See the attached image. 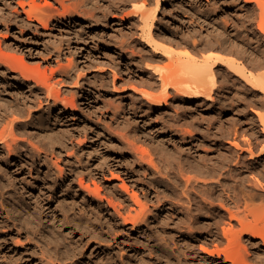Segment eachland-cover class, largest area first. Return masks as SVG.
<instances>
[{"label": "rangeland", "instance_id": "rangeland-1", "mask_svg": "<svg viewBox=\"0 0 264 264\" xmlns=\"http://www.w3.org/2000/svg\"><path fill=\"white\" fill-rule=\"evenodd\" d=\"M26 1L29 2V4H31V3L33 4L32 0H30V1L26 0ZM33 1L36 2L35 0H33ZM92 1H93V3L91 4ZM143 1L145 2V0H132V1L131 0H128V1L127 0H97V1L96 0H91V1L87 0L86 4H88V7L83 2L82 4L84 6L86 5L84 8H86L87 10L90 9L91 11H94L95 17L96 16L98 17V21H96L97 18H95V17H89L88 18V16H86V15L90 16V14H88V13H85L86 15H84V13H81L86 18H84L83 16H80L77 13V10H79V9H76V8L74 9V6L72 8V9H74V11L70 10L71 14H69L65 17H62V16H60V13H61V11H63L62 9H64V8L57 0H47V1L46 0H37V3H39V5L42 4L45 9L46 8L48 9V11H51L54 8L52 6L53 4L55 5V9H57L59 7L61 8V6H62L61 10L57 9V11H59V12H56L57 16L54 15L55 13H53L55 9H53L51 11V14L53 13L52 15H54L53 16L54 18L51 21L52 24L50 25L49 29H44L42 27V25L39 24V26H38L37 22H33V25L30 26L31 28L30 27L27 28V25H24L28 18H27L26 14L22 13V8L18 5V0L17 1L16 0H0V12L1 13L3 12L2 14L4 15L3 16L0 13V40H1V42L3 41L2 44L5 43V45H3V47L4 48L8 47L9 50L12 48L11 52H13V53L8 51V53L10 52L11 56L14 54L15 55L17 54L18 56L22 57L24 55L23 56V58H25L24 62L27 61L30 66L33 65V67H34L35 65L38 64L37 66L42 67L41 69L43 71L46 68L45 71L48 75L52 71V82L53 81L58 82V83L54 82L58 86L60 85L59 79H61L60 81L63 82V80L65 78L66 81L64 80V82L59 87L62 88L61 91L63 90L62 93L64 92L63 93L64 95H65V93L67 94V96L71 95L70 97H72V95H75L76 100H77L76 103L78 104L76 109H70V108L69 109H66V108L63 109V106L61 104H59L55 107L53 106L50 109L48 107H45L43 114H45L44 116L47 118L46 120L48 121V126L45 129H42V128L39 129V127L36 126V123H38V121L36 120L38 113H36V112L38 111V109H40L41 106L39 107L38 106L39 103H37V102L43 101L45 103H43L42 106L46 105V101L44 98L45 97V90H40L39 87H36V84L34 82H28V83L24 84V83H22V81H15L14 80L15 79L14 74H16V73L13 74L9 70H7L5 67L0 65V71H2L0 73V76L2 75L0 77V101L2 100V102H3V103L0 102V104L1 105L5 104V106H8V108H10V110L11 109L13 110V108L10 107L12 104V106H14V107H18V108L20 107V108H23L25 110L27 108H28L27 110H29V108H30L32 111H34L32 114V118L27 117V118H29V121H27L28 119L26 117L21 118V121H22V119H23V121L20 122V125L14 127L15 128L14 133L16 132L15 134H17V137L19 138V141H20L19 143H20L21 149H20V146L18 145L19 149L17 148L18 150L16 149L14 151V153L12 155H10L9 153H7L8 151L6 150V148H4V145L0 144V186H1L0 192L4 191V192L0 193L1 194L0 195V209L2 210V211H0V213H1L0 219L3 218L0 220V222H1L0 223V232H1L0 233V241H1V237L4 234V232H7V231L13 232V235H12L13 238L17 237L16 239H18V238L22 239V240L24 239L23 241L21 240L22 242H24L23 247L21 249L18 248V246H16L15 244H13L10 241H9V244L7 242H4L2 244L3 246L0 245V254H2V255H0V257L4 256L3 259H5V257H7L6 255L11 254L12 252L14 253L15 250H16L15 251L16 253H14V254L12 253L11 255L19 256L20 254L18 255V252L21 250V252L25 251L24 255H23L25 257V259H23V263L25 262V264H28V263L29 264H42V259H41L43 257L42 256L43 255L42 250H44V251L48 252L47 254L54 255L55 258L54 257H52V258H53L54 263L57 262L55 264H63V263H66V264H214V260H212V258L208 259L207 253L203 252L201 249L200 245L202 244L201 243L202 239L207 237V234L205 233L206 229H204V230H202V229H203L204 225H207L209 227V229H213L216 231V226H218L217 228H220V224L224 225V220L226 219V221H227L228 218L225 217V219H220L222 216H224V214H222V213H225V212H222L220 207H217L213 210L215 213L214 212L208 213L207 210L203 211L204 213L203 212L200 213L199 211H197L195 203L193 201L189 203L187 198L181 194L182 190L184 189V185H183L184 184V178H182V177H183V175L184 176L193 175V173H194L193 176L198 175L199 171L197 172L196 170H194V172H193V169L196 167H193V169H192L190 167L191 163L192 164L193 163L198 164L201 161L209 159V158H213V159L215 158L216 159V158H218L220 151H221V153L223 152V153L228 154L229 150L234 149L233 151L236 150L238 152V150L231 144L232 140L239 141L241 139L239 142L243 145L244 141H245L246 145L244 144L243 146H247V138H250L252 140L251 141L249 139L251 142H253L254 144L256 143L255 144L256 146L258 145V149L260 147L262 148L264 146V131H262V127H261L262 124H260L261 121H260L258 115H256L255 110L259 109V111L264 113V99L262 98V100H261V98L259 96H261L262 94L261 93L258 94L257 93L258 91L257 92L253 91L250 86L245 87L244 85H242V83H239L236 81L234 82L233 77L228 76L226 78L229 81L232 80L233 82L232 81H230L232 83L228 82L229 84L228 83L226 84L228 86L224 87L225 89L223 87L216 89L215 93L213 94V98L211 100H204V98L190 99V98H187L185 95L178 94L174 90V88H170L169 89L170 97H169V102L167 104L168 107L167 106L158 107L157 105H150L148 100L147 99L145 100V98L142 97L140 92L138 93V92L134 91L133 88H131V87H133V86L135 87V85L137 84L136 87L138 89L139 88H146V89L149 88L148 90L154 89L153 90L154 92L159 93L161 90V85H160V81H158V79H157L158 75L154 74V72L151 69L146 68L145 63L146 62H152L154 64L166 67L167 65H165V64H168L167 61H169V60L167 59V57L166 58L163 57L160 59L157 58V60L156 59L153 60V58H152V61H151V57L149 54H151L152 51H150V48H149V50L146 49L148 47L145 43H143V41L141 39L142 38L141 33H140L141 27H139V26H141L140 25L141 22L138 18L140 17L141 12L143 11V9H142L143 6H145ZM146 1H148V2H146V5L149 8L152 7V5L156 3L155 0H146ZM49 2H50V4L47 5V3H49ZM51 2H53V3H51ZM68 2H66L67 5L68 4L70 5L71 3H73L72 1H71V3L70 2L68 3ZM131 2H133V3H131ZM89 3H90V5H89ZM148 3H149V5H148ZM93 4H94V6H93ZM45 5H47V6H45ZM91 5L93 6L94 10H92ZM95 5H96V7H95ZM140 5H142V7ZM156 5H157V3H156ZM48 6H51L50 10H49ZM56 6H58V7L56 8ZM250 6L254 7V9L258 15V12L260 10L258 11L257 10L258 8H255L256 6H254V4L246 3L245 0H160V4L158 6L157 17H156V21H155L156 22L155 23L156 31L163 38L165 36V38L171 37L177 41L179 39L178 42H180V44L181 43L183 44V46H182V44L180 45V48L182 46V47H184V49L188 48V47H189L188 49H191V47L195 46L193 44V40H195V39L196 40L198 39L197 41H199L197 43V46L199 47L201 45L200 47H202L203 43H204V39H206V37L209 36L210 33L215 34L220 29H223V27H225L224 21L226 19H229L231 22L240 23L239 18L241 17V19H242L244 13L246 14V13L250 12V10L252 9ZM147 7H145V8H147ZM12 8H14V9H12ZM118 8H120V9H118ZM15 9L16 10L19 9L21 11L17 14V11ZM12 10L13 11L15 10V11L12 13ZM129 10L134 12V13L132 14V12H130ZM7 11H9V13L12 14L13 16L9 15V13ZM15 14H17V15H15ZM138 15H139V17H138ZM237 15H238V17H237ZM15 16H16V19L14 18ZM99 17H100L101 21H99L100 20ZM5 18H7V19L5 20ZM20 18L21 19L24 18L25 20L24 19L21 20ZM191 18H192L193 22L191 21ZM256 18L258 19V17H256ZM14 19H15V23H14ZM17 19H18V21H17ZM91 19H92V22H90ZM255 19H253V20H255ZM257 19L255 21H253V20L250 21V23H249L250 26L248 25L249 28H252V29L257 28V27H255V26H257V24H256ZM205 20H206V22H205ZM20 21H21V23H19ZM137 22H139V23H137ZM254 22H255V24H254ZM16 23L18 24V26L16 25ZM20 25H22V26L24 25L25 28H24V26L22 27ZM19 26L21 28H19ZM32 28H34V29H32ZM21 29H22V31H20ZM37 29H38V31H37ZM227 29H229L230 31L229 30L228 31L232 32V33H233V31H235V27H227ZM32 30H34V31H32ZM21 32H22V34H21ZM137 32L140 34H138ZM212 32H214V33H212ZM48 33H49V35H48ZM161 33L164 34V36ZM172 33H174V34H172ZM190 35H191V37H190ZM192 35H195V36H192ZM192 37H194L195 39ZM200 39H201V41H200ZM207 39H209V38L207 37ZM60 40L61 41L63 40L64 42H61ZM187 42H189V44ZM46 44H47V46H46ZM56 45H57V47L58 46L59 47L58 48L54 47ZM184 45H186V46H184ZM254 45L259 46L260 43H254ZM18 46H19V48H18ZM16 47H17V51H16V49H13ZM263 47H264V45L262 46L261 49H264ZM8 48H6V49L8 50ZM60 48H61V50H58ZM131 49L132 50L134 49V51L138 53V56H139V54L140 55L143 54L144 57H146L145 58L146 62L145 63L141 62V65L136 67L137 61L134 58L133 59L135 61H133V60L129 61V57L132 53ZM251 49L252 48H250L249 51H252ZM128 51H130V52H128ZM58 53L59 54L62 53V54H60V57L58 56L59 55ZM56 54H57V57L55 56ZM15 55L12 56V58L15 61L19 62L20 59L17 58L18 56L16 57ZM14 57H16V58H14ZM132 57H133V55L131 56V59H132ZM56 59H57V61H56ZM69 60H73L72 65L69 64L70 62H67ZM59 61H62L63 64L66 63L65 66L67 69L65 68L64 65L61 64L62 62L60 63ZM20 62H23V61H20ZM128 62H131V63L128 64ZM67 63H68V65H67ZM19 64H21V63H19ZM69 65L72 67L69 68ZM37 66H35V67H37ZM43 66H45V67H43ZM51 67H52V69H51ZM221 67L222 66L219 67L220 71L224 69V67H223V69ZM171 68L172 67H170V70H168L169 72L174 69L175 73H177L176 70H178V72L180 73V71L182 70L180 66L178 67V69L175 67L173 69H171ZM2 69L4 70V72ZM63 69H64V71L67 70L66 71L67 74H66V72L62 71ZM79 69H81L82 71ZM167 69H169V67ZM54 70L56 72H54ZM77 70H79L78 71L79 74H80V71L82 72L81 74L83 77L81 76L79 79H77V77H78L77 75H79V74H77ZM114 70L116 73L113 72ZM225 72L226 71H224V70L221 71L222 77L219 78V83L223 78H225ZM4 73H5V75H4ZM172 73H174V72H172ZM53 74H54V77H53ZM180 75H182V73H180ZM3 76H4V78H3ZM61 76H62V78H61ZM73 79H74V83H73ZM151 79L154 81V83L155 82L156 83L154 84L152 81L151 82L152 84H150ZM75 80L76 81L79 80L80 85L75 84L76 83ZM142 80H144V81H142ZM113 82H115V83H113ZM139 83H141V85H139ZM113 84H114V87H113ZM132 84H135V85H132ZM142 84H145V85H142ZM149 84L153 85V88L149 87L150 86ZM76 85H78V86H76ZM114 88H115V90H114ZM116 88L119 89L120 93H115V91L117 90ZM246 88H248V89L246 90ZM4 89H7V90H4ZM11 90L15 91V92H12ZM19 90L21 92H19ZM6 91H7V93H6ZM23 91H24V93H23ZM16 92H18V93L16 94ZM34 92L35 93L37 92L36 93L37 95ZM175 92H176V94H175ZM41 94H42V96H41ZM22 95H24V97ZM3 96H5V97H3ZM2 97H3V99H1ZM29 97H30V99H29ZM7 99H9V100H7ZM114 99H115V101H114ZM119 99H120V101H119ZM25 101H27V102H25ZM15 102H17L16 103L17 105L15 104ZM23 102H25V103H23ZM249 102H252V104H250ZM6 103H8V105ZM121 104H123L124 106L122 105L120 107ZM21 105H23V106H21ZM28 105L32 106V107H29ZM109 105H110V107H108ZM24 106H25V108H24ZM130 106H131V108H130ZM36 107L37 108L39 107V108L37 109ZM8 108L7 107L4 108V106H3L4 110L2 109V111H1L2 114H5V115L11 114V117L14 116V115H12L13 114L12 110L10 112H8L9 110L6 111ZM122 108H124L123 109L124 111L122 110ZM216 110H218V111H216ZM219 110H221V111H219ZM147 111H148V114H147ZM104 113H105V115H104ZM114 115H117V116H114ZM148 115H149V117H148ZM156 117H158V118H156ZM250 118H251V120H250ZM30 120H31V122H30ZM33 120H34V122H33ZM165 120H166V122H165ZM174 120L176 123L174 122ZM148 121H149V123H148ZM198 121H199V123H198ZM23 122H25L26 124ZM177 122H178V124H177ZM169 123H171L170 126H169ZM167 125H168V127H167ZM178 125L182 129L179 128ZM22 126H23V128H22ZM107 126H108V128H107ZM135 126H136V128H135ZM176 127L178 130L176 129ZM0 128H2V125H0ZM16 128H18V129H16ZM112 128H114V129H112ZM118 129L120 132L118 131ZM158 129H159V131H158ZM184 129H185V131H187L186 133H185ZM0 130L2 131L3 128ZM111 130H112V133L110 132ZM114 130H115V132H113ZM179 130H180L181 134L179 133ZM236 130H237V132H236ZM65 131L67 132V134ZM9 132L10 131H8L7 135L9 134ZM47 132H48V135H47ZM120 133H122V134H120ZM10 134H11V132H10ZM52 134L54 136L56 135V137H54ZM61 135H63V136H61ZM125 135L130 140V141L129 140L127 141L128 143H126L127 138L125 137ZM60 136H61V138H60ZM121 136H122V138H121ZM131 136H133V137H131ZM8 137H11V135L10 136L8 135ZM123 138H124L125 142H124ZM184 138H186V139L184 140ZM245 138H246V140H245ZM30 139H32L31 141H33V142H29ZM59 139L61 141H58ZM133 139H135V140L138 139L137 141L134 140L135 143L137 142L136 144L133 143ZM242 139H244V140H242ZM80 140H81V142H80ZM144 140H145V143H144ZM200 140L202 143H200ZM213 141H214V143H213ZM228 141H230V142H228ZM130 142H132L131 144H133L134 146L130 145L129 144ZM146 142H147V144H146ZM153 142H154V145H153ZM194 142H196V143H194ZM41 144H42V146H41ZM139 144H141L142 146ZM143 144L145 147H143ZM136 145L140 146V147L138 146L140 148V150L138 149V147L136 148ZM188 145H189V147H188ZM203 145H204L203 148L205 150L202 149ZM22 146H23V149H22ZM31 146H32V148H31ZM155 146H156V149H155ZM209 146L211 149L209 148ZM134 147L136 148V150L138 149L137 150L138 152L139 151L144 152V149H145L146 154L149 153L151 150L149 155L147 154V157L149 159L151 157H153L151 159L154 161L153 162L154 165H156V166L158 165L157 167L163 168L164 171H167L170 169V172H176L177 176L179 177V180H181V182L183 181L182 184L178 185L177 183H179V181L176 182L177 178L174 179V177H173L171 179V177H168L167 174H165L162 177L161 176L158 177L156 175H153V172H152L153 169H149L148 171L142 170L140 167L142 162L138 163V159L135 156L136 150ZM141 147L143 150L141 149ZM216 147H217V149H216ZM133 148H134V150H133ZM67 149H69V150H67ZM146 149L147 150L149 149V152ZM206 149H207V151H206ZM36 150L38 152H36ZM42 150L44 151V153ZM169 150H170V152H169ZM69 151L74 153V154L69 153ZM152 151L153 152L155 151L154 154ZM175 151H176V153H175ZM52 152H53V154H51ZM206 152H208V153H206ZM48 153H50L53 156H51ZM67 153H69V154H67ZM189 153H190V155H189ZM17 154H19V155H17ZM150 154H152L153 156ZM161 154H162V156H161ZM48 155H49V157H48ZM71 155H73V156H71ZM248 155H249L248 152H246V153L244 152V156L246 157V159H248L252 168L245 169V167H239L238 166V169H237L238 172L237 171H234V172L237 174L236 178H237V176L239 178H245L246 184H248L249 189H251L250 187L254 184V182H256V180H255L256 178H261V179L263 178L261 176L262 175L261 171H262V168L264 167V157L250 158L249 157L250 155L249 156ZM33 156H34V158H33ZM149 156H151V157H149ZM154 156H155V158H154ZM186 156H187V159H186ZM42 157H45V158H42ZM55 159H57V160H55ZM51 160H53V161L51 162ZM161 160H162V162H161ZM181 160H182V162H180ZM40 161H41V163H40ZM56 161H58V163L61 164V166L63 165L62 167L65 168L64 169L65 174H64V178H62V180H61L60 170H57V169H59V167L58 166L56 167V165H55ZM62 161H64V162H62ZM110 161H112V162H110ZM95 162H97V163H95ZM206 162H207V160H206ZM112 163H114V164H112ZM178 164H179V166H178ZM94 165H96V166H94ZM113 165H114V167H113ZM168 165H169V167H168ZM233 165H234V161L231 162V165L228 168L232 167ZM87 167L88 168L89 167L97 168L99 170L101 169L100 170L101 173L98 174L99 177H96V182H98L99 185L101 184L100 186L102 187L101 188L102 194H107L108 197L112 196L111 194H109V192H111L112 190L116 191V189H117V190L122 192V190H120L118 188V186H116L119 183H121L120 182L121 179H115L116 183L114 181H111V180H114V179H112L113 178L112 175H110L113 170H114L113 172L118 173L119 176L122 177V179H125V181H127V184L129 186L132 184L129 187L130 192L136 191L141 196V199L144 202L149 201V202H147L148 206L150 205L149 206L150 210L147 212V215H146L147 221L145 223L140 224L138 226V229L132 230L131 225L127 224L128 225L127 226L126 224L123 223L122 219H120L114 215V210L112 208L111 209L106 208V206H107L106 201L104 202V206H101L100 210H98L99 205L97 204V201L93 200L92 198H90L87 195H86L87 198L85 197L83 199L85 194L83 192L80 193L77 181H79V178H80L78 175L83 177L82 172L84 170H86ZM130 167H131V169H130ZM166 167H168V168H166ZM151 168H153V166H151ZM108 169L110 171L111 170L112 171L110 172ZM102 170H103V172H102ZM120 170H121V172H120ZM55 171H57V172L59 171L58 172L59 175ZM185 171H187V172H185ZM259 173H261V175ZM56 175H58V176H56ZM83 175H86V173L85 174L83 173ZM136 176H138V177H136ZM205 176H206L205 178L208 177L207 179H210V180H212L211 179L212 177L214 178V176H212V175H205ZM77 177H79V178L76 180ZM69 178L71 180H69ZM88 178L91 181H93L91 179V177L88 176V177H85L86 183H89L94 187L93 182H91ZM127 178H129V179H127ZM50 179H52V180H50ZM53 179H55V180H53ZM233 179H234V174L228 176V180L229 181L232 180L230 183H233ZM88 180H89V182H88ZM250 181H252V182H250ZM45 182H46V184H45ZM104 182L109 186L105 185ZM107 182H109V184ZM209 182H212V181H209ZM49 183H51V184H49ZM102 183H103V185H102ZM174 183H176L177 185ZM52 184H53V187L50 186ZM26 185H28V186H26ZM39 186H41L40 187L41 189L39 188ZM114 186H115V190L111 188ZM211 186L212 185L204 186L202 184V186H200L197 190L198 194L201 196V193H205L206 191L212 192L214 197H218L220 194H224L223 190L221 189L222 187L218 186L216 188V191H215V189L212 188ZM66 188H67V190H66ZM131 188H132V190H131ZM133 188H134V190H133ZM21 189H22V191H21ZM42 189L43 190L45 189L46 191L45 190L42 191ZM108 189H109V192H108ZM28 190H29V192H28ZM74 190H76V191H74ZM103 191H104V193H103ZM12 192H14V193L12 194ZM30 192H32V193H30ZM48 192H50V193H48ZM72 192H74V193H72ZM143 192H144V194H143ZM27 193H28V195H27ZM4 194H6V195H4ZM46 194L48 196H46ZM79 194L82 196H80ZM83 194H84V196H83ZM16 195H17V197H16ZM29 195H31L33 197H30ZM71 196H73V197L71 198ZM200 196H198L197 199L199 202H202V199ZM42 197H44V198H42ZM127 197H129V196L126 194L125 198H127ZM5 198H7V199H5ZM33 198H34V201H31ZM144 198L146 201L144 200ZM180 198H182V199H180ZM2 199H4V200H2ZM45 199L46 200L48 199V200L46 201ZM59 199L60 200L62 199V200L59 202ZM68 199H70L69 202L71 203L69 205H68V203H69L68 201L65 202ZM35 200H38L39 202L38 201L36 202ZM43 200H45V201L43 202ZM63 200H65V201H63ZM71 200H72V202H71ZM9 202L11 204H9ZM76 202L77 203L79 202L78 204L83 203V207L87 208L88 212L86 211V209L84 210V208L82 206L77 205ZM228 202L231 203L230 200H228ZM257 203L259 204V203H261V201L252 202V204H257ZM2 204H4V206H1ZM21 204H23V206H26L28 209H30L31 211H34V212H35L34 209L39 208L38 210H36V212L38 214L36 212L35 213L33 212L35 216L37 214L36 217L38 219L34 223V224H36L34 226L35 228L34 227L32 228L31 225L30 226L28 225L29 223H28L27 216L25 215V213H23V215H25L26 217H23V219L21 217V221L15 220V219L13 221V218L17 217L16 216L17 212L15 214L14 209L16 206H19V205L22 206ZM61 204H63V206ZM72 204L75 206H72ZM12 205H14L15 207ZM45 205H46V207H45ZM67 205L69 206V208H66V207H68ZM170 205H171V207H170ZM64 206H66V207H64ZM94 206L95 207L98 206V207H96L97 209H95ZM203 206H205V204ZM79 207L82 209H80ZM12 208H13V210H12ZM40 208H41V210H40ZM93 208L96 211H98L99 213L95 212V214L92 216L91 213H92ZM8 209L10 210V213L11 214L14 213V215L11 216L10 213L8 214V212H9ZM63 209H64V211H62ZM70 209H71V211H69ZM42 210H43V212H42ZM44 210L47 212H45ZM89 210H90V212H89ZM154 210L156 211V213ZM80 211H81V215L79 213ZM84 211L87 213L85 214ZM64 212H65V214H67L66 216H65V214H63ZM76 212H77V214H76ZM172 213H174V214H172ZM96 214H97V216H96ZM53 215L55 218L53 217ZM187 215H189V216H187ZM40 216H41V218H40ZM191 216L196 217L194 222H191L189 220L191 218ZM6 217H8V218H6ZM91 217H93L95 219L92 220V219H90ZM105 217H107V218H105ZM249 217L252 218V216H249ZM51 218L53 220H50ZM155 218H157V219H155ZM39 219H41L40 221L42 224H40ZM119 219H120V221H119ZM15 221H17V222H15ZM199 222H201V223H199ZM216 222H217V224H216ZM13 223H17L16 228H15V225ZM52 223H54V224H52ZM235 224L238 225L237 223H235ZM20 225H22V226H20ZM225 225H227V224L225 223ZM20 227H22V228L19 231L18 229ZM38 227H39V229H38ZM50 227L52 229V232H50L51 231V229H49ZM190 227L194 231H196V230L202 231V234H199L197 232L194 235L190 234L187 230ZM27 228L29 229V231ZM87 228H89V229H87ZM92 228L93 229L95 228V229L93 230ZM4 229H6V230H4ZM36 229H37V231H36ZM169 230H171V231H169ZM33 231L36 232V233L34 232V234L37 237L35 235H33ZM54 231L57 233L56 236H60L59 237L60 240L58 237H55V233H53ZM114 231H115V233H114ZM18 232H20V233H18ZM166 232H168V233H166ZM28 233L30 234L31 237L29 236ZM44 233H48V234H44ZM59 233H60V235H59ZM203 233H204V235H203ZM31 234L33 235V239H32ZM50 234H52L51 237H49ZM16 235H18V236H16ZM41 235H43L42 236L43 238L41 237ZM26 237H27V239H26ZM46 237H48L47 239H49V240L44 239ZM34 238H36V239H34ZM52 238H54L56 240H54ZM248 239H249V236L245 235L242 238V240H243L242 242L246 245L248 244V247L250 248L249 249L250 253H248L249 256L250 255L255 256V252H257L259 250H263V248H264L263 243H262L263 241L261 242V240H259V244H261V245L258 244V245H256L257 246L256 247L255 245H251V243H250V241H248ZM31 240H34V242H32ZM36 240H39V241H36ZM28 241H29V244H27ZM49 241L50 242L52 241V242L50 243ZM55 241H57V242H55ZM44 245L46 246L47 250L44 247ZM107 245H109V246H107ZM229 245H230L229 241H227V239H226V240H223L222 242H219L217 240H215L214 242L211 241V244L208 246L211 250H215V249L231 248V246H229ZM25 248H26V250H25ZM51 250L53 252L49 253ZM174 250H176V251H174ZM2 251L5 253H3ZM26 251H28V252H26ZM7 252H9V253H7ZM59 253H61V254H59ZM67 253L69 255H67ZM63 255H65L67 257H65ZM61 256H62V258H61ZM58 257H60V259H62L64 262H61V260L59 261ZM204 258H206V260Z\"/></svg>", "mask_w": 264, "mask_h": 264}, {"label": "bare ground", "instance_id": "bare-ground-1", "mask_svg": "<svg viewBox=\"0 0 264 264\" xmlns=\"http://www.w3.org/2000/svg\"><path fill=\"white\" fill-rule=\"evenodd\" d=\"M17 1V0H16ZM30 1V0H29ZM36 2H34L33 0H32V2H33V4L31 3V4H29V2H27L26 0H18V5L22 8V13H24V14H26L27 15V20H26V23L24 24V25H27V28L28 27H30L31 25H33V22H37L38 23V26H39V24L40 25H42V27L44 28V29H49L50 28V25L52 24L51 23V21H52V19L54 18L53 16L54 15H56L57 13L56 12H59V11H57V9H60L61 10V8H62V6H63V8L65 9H62L63 11H61V13H60V16H62V17H65V16H67V15H69V14H71L70 12V10H72V11H74V9L76 8V9H79V10H77V13L80 15V16H83L81 13H84V15H86L85 13H88V14H90V16L89 15H86V16H88V18L89 17H95V14H94V11H91L90 9L89 10H87L86 8H84L86 5H87V7H88V4H86L87 3V0H57L61 5V8L59 7V8H57L58 6H56V8L57 9H55V5L53 4L52 6L54 7H52L53 9H55L54 10V12L53 13H55L54 15H52L51 14V11L53 10H51V11H48V9L46 10L45 8H44V6L42 5V4H40L39 5V3H37V0H35ZM47 1V0H46ZM70 2L71 3V1L73 2V3H71L69 6L66 4V2ZM91 1V0H90ZM97 1V0H96ZM128 1V0H127ZM132 1V0H131ZM156 1V3H157V5H156V3L155 4H153L152 5V7H147V5H146V2H148V1H146L145 0V2H144V5L145 6H143V11L141 12V15H140V17H139V15H138V19L140 20V22H141V26H139V27H141L140 28V30H141V39H142V41H143V43H145L146 45H147V47L148 48H146V49H148L149 50V48H150V51H152V53L151 54H149L150 55V57H151V61H152V58H153V60H157V58H163V57H167V59L169 60V61H167L168 62V64H165V65H167L166 67H163V66H160V65H157V64H154V63H152V62H146L145 61V58L146 57H144V55L142 54V55H140L139 54V56H138V53L137 52H135L134 51V49L132 50L131 49V51H132V53H131V55H130V57H129V61H131V60H133V61H137L136 63V67H138V66H140L141 65V62H146L145 63V67L146 68H149V69H151L153 72H154V74H156V75H158V77H157V79H158V81H160V85H161V90H160V92L159 93H156V92H154L152 89H150V90H148V89H146V88H137L136 87V85L135 84H132V85H135V87L133 86V87H131V88H133V90L134 91H136V92H140L141 93V95H142V97H144L145 98V100L147 99L148 100V102H149V104L150 105H157L158 107H165V106H167V104H168V102H169V97H170V94H169V89L170 88H174V90L178 93V94H180V95H185L187 98H190V99H199V98H204V100H211L212 98H213V94L215 93V90L216 89H219L220 87H226V86H228V85H226L228 82H230V81H232V80H228L226 77H228V76H232L233 77V81L235 82H239V83H242V85H244L245 87L246 86H250L251 87V89L253 90V91H258L257 93L259 94V93H261L262 95L261 96H259L260 98H261V100H262V98L264 99V49H261L262 48V46L264 45V0H245V2L246 3H251V4H254V6H256L255 8H258L257 10L259 11L258 12V15H257V13H256V11H255V9H254V7L252 6H250L251 8V10H250V12L249 13H244V15H243V18L241 19V17L239 18V20H240V23H237V22H231L229 19H226L225 21H224V25H225V27H223V29H220L217 33H215V34H209V36H207L209 39H207V37H206V39H204V43H203V46L202 47H198L197 46V43L199 42V41H197L194 37H192V38H194L195 40H193V44L195 45L194 47H191V49H188V48H185L184 49V47H182L183 46V44H182V46H181V48H180V42H178L179 41V39H178V41L177 40H174V38H168V37H166L165 38V36H164V34H162L163 36H164V38L156 31V26H155V21H156V17H157V12H158V6H159V4H160V0H155ZM28 4H27V3ZM68 2V3H69ZM85 3L86 5L84 6L82 3ZM152 2V1H151ZM17 3V2H16ZM36 3V4H35ZM51 3H53V2H51ZM93 3V1L91 2V4ZM123 3V2H122ZM131 3H133V2H131ZM48 4H50V2L49 3H47V5ZM120 4V3H119ZM42 5V6H41ZM47 5H45V6H47ZM89 5H90V3H89ZM148 5H149V3H148ZM16 6V5H15ZM72 6V7H71ZM73 6H74V9H72L73 8ZM92 6V5H91ZM93 6H94V4H93ZM93 6H92V10H94L93 9ZM131 6V5H130ZM133 6V5H132ZM141 7H142V5H140ZM49 7V10L51 9V6H48ZM95 7H96V5H95ZM145 7H147V8H145ZM90 8V7H89ZM12 9H14V8H12ZM99 9V8H98ZM118 9H120V8H118ZM124 9V8H123ZM11 10V9H10ZM16 10V9H15ZM14 10V11H15ZM254 10V11H253ZM13 10H12V13L14 12ZM17 11V14L21 11V10H16ZM97 11V10H96ZM130 11V10H129ZM8 13H9V11H7ZM93 12V13H92ZM130 12H132V11H130ZM1 13V12H0ZM3 13V12H2ZM1 13V14H2ZM96 13V12H95ZM134 12H132V14H133ZM17 14H15V15H17ZM130 14V13H129ZM3 15V14H2ZM9 15H12V14H10L9 13ZM127 15V14H126ZM131 15V14H130ZM4 16V15H3ZM13 16V15H12ZM57 16V15H56ZM59 16V15H58ZM128 16V15H127ZM19 17V16H18ZM69 17V16H68ZM84 17V16H83ZM82 17V18H83ZM122 17V16H121ZM120 17V18H121ZM134 17V16H133ZM237 17H238V15H237ZM256 17H258V19L256 18ZM15 19H16V16L14 17ZM58 18V17H57ZM73 18V17H72ZM84 18H86V17H84ZM95 18H97V20L96 21H98V17L96 16ZM94 18V19H95ZM119 18V17H118ZM257 19V22H256V24H257V26H255V27H257L256 29H252V28H249V26H250V21L251 20H253V19ZM7 18H5V20H6ZM15 19H14V23H15ZM21 19V18H20ZM24 19V18H23ZM23 19H21V20H23ZM65 19V18H64ZM93 19V18H92ZM92 19H91V21L90 22H92ZM99 19H100V17H99ZM133 19V18H132ZM255 19V20H256ZM25 20V19H24ZM84 20V19H83ZM121 20V19H120ZM138 20V21H139ZM238 20V21H239ZM255 20H253V21H255ZM8 21V20H7ZM17 21H18V19H17ZM56 21V20H55ZM89 21V20H88ZM99 21H101V19L99 20ZM127 21V20H126ZM191 21H192V18H191ZM237 21V20H236ZM4 22V21H3ZM6 22V21H5ZM58 22V21H57ZM193 22V21H192ZM205 22H206V20H205ZM2 23V22H1ZM7 23V22H6ZM19 23H21V21L19 22ZM54 23V22H53ZM137 23H139V22H137ZM254 24H255V22H254ZM9 25V24H8ZM16 25L18 26V24L16 23ZM23 25V26H24ZM249 25V26H248ZM20 26H22V25H20ZM19 26V28H21ZM22 26V27H23ZM35 26V25H34ZM37 26V25H36ZM37 26V27H38ZM138 26V25H137ZM10 27V26H9ZM138 27V28H139ZM227 27H235V31H233V33L232 32H229L230 30L229 29H227ZM8 28V27H7ZM24 28H25V26H24ZM31 28V27H30ZM32 29H34V28H32ZM36 29V28H35ZM166 29V28H165ZM229 30V31H228ZM19 31V30H18ZM20 31H22V29L20 30ZM32 31H34V30H32ZM36 31V30H35ZM37 31H38V29H37ZM137 31V30H136ZM40 32V31H39ZM52 32V31H51ZM170 32V31H169ZM172 32V31H171ZM24 33V32H23ZM44 33V32H43ZM50 33V32H49ZM49 33H48V35H49ZM136 33V32H135ZM138 33V32H137ZM140 33H138V34H140ZM212 33H214V32H212ZM245 33V34H244ZM21 34H22V32H21ZM38 34V33H37ZM45 34V33H44ZM172 34H174V33H172ZM25 36V35H24ZM140 36V35H139ZM173 36V35H172ZM188 36V35H187ZM192 36H195V35H192ZM69 37V36H68ZM174 37V36H173ZM184 37V36H183ZM190 37H191V35H190ZM204 37V38H205ZM71 38V37H70ZM189 38V37H188ZM176 39V38H175ZM37 40V39H36ZM71 40V39H70ZM56 41V40H55ZM61 41V40H60ZM181 41V40H180ZM187 41V40H186ZM189 41V40H188ZM200 41H201V39H200ZM3 42V41H2ZM2 42H1V40H0V65L1 66H3V67H5L7 70H9L10 72H12L13 74L14 73H16V74H14V77H15V81H22V83H28V82H34L35 84H36V87H39V89L40 90H45V101H46V105L44 106H42V104L43 103H45V102H43V101H39V102H37V103H39V107H40V109H38L37 107V109H38V111L36 112V113H38L37 114V117H36V120L38 121V123H36V126L37 127H39V129L40 128H42V129H45L47 126H48V121L46 120L47 118L44 116L45 114H43V111H44V108L45 107H48L49 109L51 108V107H55V106H57V105H59V104H61L62 106H63V109H76L77 108V103H76V97H75V95H72V97H70V96H67V94L65 93V95L62 93V91H61V89L62 88H60L59 86L64 82V80H65V78H64V80H63V82H61L60 80L61 79H59V82H60V85L58 86L56 83H58V82H56V81H53L52 82V71L50 72V74L48 75L47 73H46V68H45V70L43 71L41 68L42 67H40V66H37V65H35V66H37V67H33V65L32 66H30L29 65V63L26 61V62H24V60H25V58H23V56L21 57V56H18L17 54L15 55L17 58H19L20 59V61H23V62H18V61H15L13 58H12V56H14V55H12L11 56V54H10V52H11V49L9 50V48L8 47H6V48H8V50L6 49V48H4L3 47V45H5V43L4 44H2ZM61 42H64L63 40L61 41ZM59 43V42H58ZM57 43V44H58ZM66 43V42H65ZM188 44H189V42H187ZM254 43H260V45L258 46V45H254ZM7 44V43H6ZM10 44V43H9ZM8 44V45H9ZM186 44V43H185ZM187 44V45H188ZM201 44V43H200ZM53 45V44H52ZM51 45V46H52ZM61 45V44H60ZM130 45V44H129ZM7 46V45H6ZM11 46V45H10ZM46 46H47V44H46ZM133 46V45H132ZM184 46H186V45H184ZM50 47V46H49ZM48 47V48H49ZM54 47H57V45L56 46H54ZM59 47V46H58ZM57 47V48H58ZM259 47V48H258ZM18 48H19V46H18ZM45 48V47H44ZM56 48V49H57ZM62 48V47H61ZM61 48L60 49H58V50H61ZM193 48V49H192ZM250 48H252L251 50L252 51H249L250 50ZM264 48V47H263ZM13 49H16V51H17V47L16 48H13ZM47 49V48H46ZM55 50V49H54ZM8 51H10L9 53H8ZM19 51V50H18ZM21 51V50H20ZM45 51V50H44ZM50 51V50H49ZM54 52V51H53ZM61 52V51H60ZM128 52H130V51H128ZM147 52V51H146ZM11 53H13V52H11ZM48 53V52H47ZM50 53V52H49ZM63 53V52H62ZM62 53H60V54H62ZM51 54V53H50ZM59 54V53H58ZM60 54L58 55L59 57H60ZM49 55V54H48ZM133 55V57H132V59H131V56ZM56 57H57V54L55 55ZM54 56V57H55ZM147 56V55H146ZM16 57H14V58H16ZM58 57V58H59ZM69 58V57H68ZM135 60H134V59ZM52 59V58H51ZM67 59V58H66ZM138 59V60H137ZM68 60V59H67ZM150 60V59H149ZM56 61H57V59H56ZM60 63L62 62V61H59ZM67 62H70L69 64H73L72 62H73V60H69V61H67ZM19 63H21V64H19ZM23 63V64H22ZM75 63V62H74ZM129 63H131V62H128V64ZM62 65H64L65 66V64H63V62L61 63ZM41 65V64H40ZM59 65V64H58ZM61 65V66H62ZM67 65H68V63H67ZM60 66V65H59ZM58 66V67H59ZM63 66V67H64ZM177 66V67H176ZM181 67V71H180V73H182V75H180V73L178 72V70H176V72L177 73H175V71H174V67L175 68H177L178 69V67ZM220 66H222L221 68L223 69V67H224V71H226L225 72V78H223L221 81H220V83H219V78L220 77H222V73H221V71H223V70H221L220 71V69H219V67ZM43 67H45V66H43ZM47 67V66H46ZM70 67H72V66H70L69 65V68ZM74 67V66H73ZM169 67V69H167ZM170 67H172L171 69H173L172 71H168V70H170ZM49 68V67H48ZM57 68V67H56ZM55 68V69H56ZM65 68H66V66H65ZM128 68V67H127ZM51 69H52V67H51ZM50 69V70H51ZM62 69V68H61ZM60 69V70H61ZM67 69V68H66ZM72 69V68H71ZM167 69V70H166ZM3 70V69H2ZM75 70V69H74ZM79 70H81V69H79ZM79 70H77V74H79ZM48 71V70H47ZM62 71H64V69L62 70ZM67 70H65L64 72H66ZM71 71V70H70ZM82 71V70H81ZM80 71V74L79 75H77L78 77H77V79H79L81 76H82V72ZM168 71V72H167ZM2 71H0V73H1ZM3 72H4V70H3ZM54 72H56L55 70H54ZM73 72V71H72ZM113 72H115V70L113 71ZM172 72H174V73H172ZM60 73V72H59ZM58 73V74H59ZM71 73V72H70ZM84 73V72H83ZM102 73V72H101ZM116 73V72H115ZM224 73V72H223ZM61 74V73H60ZM66 74H67V72H66ZM73 74V73H72ZM4 75H5V73H4ZM16 75V76H15ZM62 75V74H61ZM69 75V74H68ZM86 75V74H85ZM114 75V74H113ZM192 77H191V76ZM2 76V75H1ZM0 76V77H1ZM8 76V75H7ZM66 76V75H65ZM154 76V75H153ZM53 77H54V74H53ZM67 77V76H66ZM83 77V76H82ZM115 77V76H114ZM155 77V76H154ZM3 78H4V76H3ZM61 78H62V76H61ZM69 79V78H68ZM83 79V78H82ZM115 79V78H114ZM150 79V78H149ZM54 80V79H53ZM72 80V79H71ZM86 80V79H85ZM6 81V80H5ZM9 81V80H8ZM66 81V80H65ZM87 81V80H86ZM85 81V82H86ZM116 81V80H115ZM142 81H144V80H142ZM141 81V82H142ZM153 80L151 79V81H150V84H152L151 82H152ZM156 81V80H155ZM232 81V82H233ZM11 82V81H10ZM54 82H56V83H54ZM75 84H79V80L78 81H76L75 80ZM148 82V81H147ZM232 82H230V83H232ZM18 83V82H17ZM70 83V82H69ZM72 83V82H71ZM73 83H74V79H73ZM113 83H115V82H113ZM143 83V82H142ZM149 83V82H148ZM153 83H154V81H153ZM156 83V82H155ZM154 83V84H155ZM159 83V82H158ZM2 84V83H1ZM5 84V83H4ZM10 84V83H9ZM14 84V83H13ZM32 84V83H31ZM146 84V83H145ZM145 84H142V85H145ZM149 84V85H150ZM229 84V83H228ZM234 84V83H233ZM236 84V83H235ZM23 85V84H22ZM28 85V84H27ZM30 85V84H29ZM80 85V84H79ZM139 85H141V83H139ZM147 85V84H146ZM3 86V85H2ZM10 86V85H9ZM19 86V85H18ZM76 86H78V85H76ZM240 86V85H239ZM14 87V86H13ZM42 87V88H41ZM113 87H114V84H113ZM149 87H151V88H153V85H150ZM4 88V87H3ZM33 88V87H32ZM35 88V87H34ZM77 88V87H76ZM80 88V87H79ZM14 89V88H13ZM28 89V88H27ZM38 89V90H39ZM73 89V88H72ZM117 89V88H116ZM124 89V88H123ZM141 89V90H140ZM225 89V88H224ZM248 88H246V90H247ZM3 90V89H2ZM1 90V91H2ZM4 90H7V89H4ZM23 90V89H22ZM30 90V89H29ZM114 90H115V88H114ZM152 90V91H151ZM12 91V90H11ZM70 91V90H69ZM74 91V90H73ZM4 92V91H3ZM12 92H15V91H12ZM19 92H21L20 90H19ZM39 92V91H38ZM75 92V91H74ZM73 92V93H74ZM131 92V91H130ZM129 92V93H130ZM176 92H175V94H176ZM2 93V92H1ZM6 93H7V91H6ZM9 93V92H8ZM18 92H16V94H17ZM23 93H24V91H23ZM26 93V92H25ZM35 93V92H34ZM37 93V92H36ZM35 93V94H36ZM72 93V92H71ZM115 93H120V91H119V89H117L116 91H115ZM14 94V93H13ZM33 94V93H32ZM40 94V93H39ZM20 95V94H19ZM26 95V94H25ZM37 95V94H36ZM139 95V94H138ZM251 95V94H250ZM23 97H24V95H22ZM34 96V95H33ZM41 96H42V94H41ZM44 96V95H43ZM129 96V95H128ZM174 96V95H173ZM3 97H5V96H3ZM3 97L1 98V99H3ZM16 97V96H15ZM14 97V98H15ZM19 97V96H18ZM119 97V96H118ZM131 97V96H130ZM251 97V96H250ZM254 97V96H253ZM17 98V97H16ZM15 98V99H16ZM39 98V97H38ZM121 98V97H120ZM138 98V97H137ZM175 98V97H174ZM178 98V97H177ZM12 99V98H11ZM29 99H30V97H29ZM33 99V98H32ZM132 99V98H131ZM134 99V98H133ZM141 99V98H140ZM251 99V98H250ZM254 99V98H253ZM5 100V99H4ZM7 100H9V99H7ZM14 100V99H13ZM18 100V99H17ZM40 100V99H39ZM203 100V99H202ZM22 101V100H21ZM24 101V100H23ZM37 101V100H36ZM114 101H115V99H114ZM117 101V100H116ZM119 101H120V99H119ZM118 101V102H119ZM131 101V100H130ZM193 101V100H192ZM260 101V100H259ZM1 103H3L2 102V100L0 101ZM7 102V101H6ZM9 102V101H8ZM25 102H27V101H25ZM25 102H23V103H25ZM35 102V101H34ZM142 102V101H141ZM145 102V101H144ZM147 102V103H148ZM200 102V101H199ZM254 102V101H253ZM17 102H15V104H16ZM21 103V102H20ZM36 103V102H35ZM250 104H252V102H249ZM7 105H8V103H6ZM14 104V105H15ZM29 104V103H28ZM124 104V103H123ZM123 104H121L120 105V107L123 105ZM137 104V103H136ZM17 105V104H16ZM25 105V104H24ZM32 105V104H31ZM36 105V104H35ZM60 105V106H61ZM119 105V104H118ZM3 106H4V108H8V106H5V104L4 105H1L0 104V125H2V128H3V130L1 131L0 130V144H3L4 145V148H6V150L8 151L7 153H9L10 155H12L13 153H14V151L18 148V145L20 146V141H19V138L17 137V134H15L14 133V130H15V126H19L20 125V122H22L23 121V119H22V121H21V118H24V117H29V118H32V114H33V112L34 111H32L30 108H29V110H25V109H23V108H18V107H14V106H12V104H11V106L10 107H12L13 108V114L12 115H14V116H12L11 117V114L9 115H5V114H2V109H3ZM19 106V105H18ZM21 106H23V105H21ZM29 106V105H28ZM124 106V105H123ZM132 106V105H131ZM131 106H130V108H131ZM27 107V106H26ZM29 107H32V106H29ZM108 107H110V105L108 106ZM116 107V106H115ZM137 107V106H136ZM168 107V106H167ZM24 108H25V106H24ZM62 109V108H61ZM124 108H122V110H123ZM146 109V108H145ZM154 109V108H153ZM4 110V109H3ZM6 110V109H5ZM9 110V111H8ZM10 110V108H8L6 111H8V112H10L11 111ZM47 110V109H46ZM45 110V111H46ZM148 110V109H147ZM160 110V109H159ZM48 111V110H47ZM46 111V112H47ZM124 111V110H123ZM142 111V110H141ZM149 111V110H148ZM148 111H147V114H148ZM163 111V110H162ZM216 111H218V110H216ZM219 111H221V110H219ZM61 112V111H60ZM114 112V111H113ZM178 112V111H177ZM6 113V112H5ZM117 113V112H116ZM179 113V112H178ZM255 113H256V115H258V117H259V119H260V121H261V123L260 124H262L261 125V127H262V131H264V113L263 112H261V111H259V109L257 110H255ZM136 114V113H135ZM134 114V115H135ZM141 114V113H140ZM152 114V113H151ZM177 114V113H176ZM104 115H105V113H104ZM162 115V114H161ZM179 115V114H178ZM195 115V114H194ZM31 116V117H30ZM114 116H117V115H114ZM139 116V115H138ZM152 116V115H151ZM165 116V115H164ZM128 117V116H127ZM148 117H149V115H148ZM155 117V116H154ZM163 117V116H162ZM177 117V116H176ZM181 117V116H180ZM179 117V118H180ZM194 117V116H193ZM216 117V116H215ZM29 118H27L28 120L27 121H29ZM156 118H158V117H156ZM196 118V117H195ZM127 119V118H126ZM141 119V118H140ZM163 119V118H162ZM194 119V118H193ZM25 120V119H24ZM35 120V121H36ZM100 120V119H99ZM128 120V119H127ZM135 120V119H134ZM154 120V119H153ZM157 120V119H156ZM160 120V119H159ZM158 120V121H159ZM164 120V119H163ZM167 120V119H166ZM166 120H165V122H166ZM177 120V119H176ZM179 120V119H178ZM196 120V119H195ZM250 120H251V118H250ZM130 121V120H129ZM150 121V120H149ZM149 121H148V123H149ZM181 121V120H180ZM179 121V122H180ZM194 121V120H193ZM218 121V120H217ZM220 121V120H219ZM30 122H31V120H30ZM33 122H34V120H33ZM99 122V121H98ZM135 122V121H134ZM145 122V121H144ZM174 122H175V120H174ZM173 122V123H174ZM23 123H25V122H23ZM137 123V122H136ZM139 123V122H138ZM176 123V122H175ZM197 123V122H196ZM198 123H199V121H198ZM201 123V122H200ZM26 124V123H25ZM128 124V123H127ZM146 124V123H145ZM167 124V123H166ZM170 124L171 123H169V126H170ZM177 124H178V122H177ZM203 124V123H202ZM215 124V123H214ZM23 125V124H22ZM98 125V124H97ZM101 125V124H100ZM138 125V124H137ZM157 125V124H156ZM175 125V124H174ZM180 125V124H179ZM178 125V126H179ZM182 125V124H181ZM35 126V125H34ZM111 126V125H110ZM165 126V125H164ZM163 126V127H164ZM173 126V125H172ZM183 126V125H182ZM195 126V125H194ZM198 126V125H197ZM210 126V125H209ZM167 127H168V125H167ZM2 128H0V129H2ZM22 128H23V126H22ZM107 128H108V126H107ZM135 128H136V126H135ZM171 128V127H170ZM174 128V127H173ZM179 128H181L180 126H179ZM184 128V127H183ZM16 129H18V128H16ZM111 129V128H110ZM112 129H114V128H112ZM151 129V128H150ZM176 129H177V127H176ZM182 129V128H181ZM180 129V130H181ZM186 129V128H185ZM185 129H184V131H185ZM23 130V129H22ZM117 130V129H116ZM136 130V129H135ZM142 130V129H141ZM173 130V129H172ZM178 130V129H177ZM180 130H179V133L181 134V132H180ZM8 131H10L11 132V134H10V132H9V136L11 135V137H8V135H7V133H8ZM20 131V130H19ZM44 131V130H43ZM46 131V130H45ZM109 131V130H108ZM118 131H119V129H118ZM152 131V130H151ZM158 131H159V129H158ZM170 131V130H169ZM183 131V132H184ZM190 131V130H189ZM258 131V130H257ZM22 132V131H21ZM66 132V131H65ZM69 132V131H68ZM111 133H112V130L110 131ZM109 132V133H110ZM113 132H115V130L113 131ZM117 132V131H116ZM120 132V131H119ZM122 132V131H121ZM141 132V131H140ZM161 132V131H160ZM187 131H185V133H186ZM236 132H237V130H236ZM126 133V132H125ZM156 133V132H155ZM190 133V132H189ZM66 134H67V132H66ZM119 134V133H118ZM120 134H122V133H120ZM254 134V133H253ZM263 134V133H262ZM47 135H48V132H47ZM51 135V134H50ZM49 135V136H50ZM53 135V134H52ZM129 135V134H128ZM140 135V134H139ZM145 135V134H144ZM187 135V134H186ZM189 135V134H188ZM192 135V134H191ZM19 136V135H18ZM48 136V137H49ZM54 136V135H53ZM52 136V137H53ZM61 136H63V135H61ZM61 136H60V138H61ZM141 136V135H140ZM149 136V135H148ZM165 136V135H164ZM180 136V135H179ZM20 137V136H19ZM32 137V136H31ZM51 137V136H50ZM54 137H56V135L54 136ZM67 137V136H66ZM125 137H126V135H125ZM131 137H133V136H131ZM147 137V136H146ZM155 137V136H154ZM186 137V136H185ZM191 137V136H190ZM120 138V137H119ZM121 138H122V136H121ZM127 138V137H126ZM149 138V137H148ZM237 138V137H236ZM25 139V138H24ZM28 139V138H27ZM132 139V138H131ZM155 139V138H154ZM186 138H184V140H185ZM190 139V138H189ZM240 139V138H239ZM250 138H247V146H243L244 144L246 145V142L244 141V144L242 145L239 141L241 140H239V141H234V140H232V142H231V144L238 150V152L235 150V151H233L232 149L231 150H229V153L227 154V153H221V151H220V154H219V156H218V158H209V159H206L207 160V162H206V160H203V161H201L200 163H198V164H190V167L193 169V167H196V168H194L193 169V172H194V170H196L197 172H198V175H196V176H193L194 175V173H193V175H188V176H184L183 175V177L182 178H184V189L182 190V192H181V194L182 195H184L186 198H187V200L189 201V203L190 202H194L195 203V206H196V210L197 211H199L200 213H202L203 211H208V213L209 212H211V213H213L214 211V209L215 208H217V207H220V209L222 210V212H225V213H222V214H224V216H222L220 219H225V217H227L228 218V220L226 221V219L224 220V225H221L220 224V228H217L218 226H216V231L215 230H213V229H209V227L207 226V225H204V227H203V229L202 230H204V229H206V234H207V237L206 238H204V239H202V244L200 245L201 246V249H202V251L203 252H205V253H207V255H208V259H211L212 258V260H214V264H264V248H263V250H259V251H257V252H255V256H249L248 255V253H250V251H249V247H248V244L246 245V244H244L242 241V238H243V236H245V235H248L249 236V239H248V241H250V243H251V245H258L259 244V240H261V242L263 243V247H264V167L262 168V175H261V173H259L263 178L261 179V178H256L255 180H256V182H254V184L250 187L251 189H249V187H248V184H246V179L245 178H239L238 176H237V178H236V173L234 172V171H237V169H238V166L239 167H245V169H250V168H252L251 167V164H250V162L248 161V159H246V157L244 156V152L246 153V152H248V154L250 155H248L250 158H256V157H264V146L261 148H259L258 149V145L256 146L253 142H251L250 140H249ZM29 140V139H28ZM32 139H30V141L29 142H33V141H31ZM68 140V139H67ZM123 140H124V138H123ZM129 140V138H127V140H126V143H128L127 141ZM134 140L135 139H133V143H135L134 142ZM138 140V139H137ZM137 140H135V141H137ZM236 140V139H235ZM242 140H244V139H242ZM245 140H246V138H245ZM58 141H61L60 139L58 140ZM83 141V140H82ZM130 141V140H129ZM132 141V140H131ZM150 141V140H149ZM159 141V140H158ZM183 141V140H182ZM254 141V140H253ZM63 142V141H62ZM80 142H81V140H80ZM124 142H125V140H124ZM167 142V141H166ZM228 142H230V141H228ZM242 142V141H241ZM27 143V142H26ZM35 143V142H34ZM33 143V144H34ZM132 142H130L129 144L130 145H132V146H134L133 144H131ZM137 143V142H136ZM135 143V144H136ZM144 143H145V140H144ZM150 143V142H149ZM194 143H196V142H194ZM200 143H202L201 142V140H200ZM199 143V144H200ZM213 143H214V141H213ZM62 144V143H61ZM60 144V145H61ZM146 144H147V142H146ZM145 144V145H146ZM151 144V143H150ZM193 144V143H192ZM191 144V145H192ZM218 144V143H217ZM259 144V143H258ZM2 145V146H3ZM23 145V144H22ZM27 145V144H26ZM64 145V144H63ZM66 145V144H65ZM127 145V144H126ZM139 145H141V144H139ZM138 145V146H139ZM153 145H154V142H153ZM41 146H42V144H41ZM131 146V147H132ZM137 145H136V148L138 147ZM142 146V145H141ZM160 146V145H159ZM200 146V145H199ZM211 146V145H210ZM210 146H209V148H210ZM40 147V146H39ZM62 147V146H61ZM140 147V146H139ZM138 147V149L140 150V148ZM143 147H145L144 146V144H143ZM149 147V146H148ZM147 147V148H148ZM188 147H189V145H188ZM204 147V145L202 146V149H204L203 148ZM231 147V146H230ZM31 148H32V146H31ZM36 148V147H35ZM47 148V147H46ZM64 148V147H63ZM135 148V147H134ZM134 148H133V150H134ZM136 148H135V150H136ZM161 148V147H160ZM19 149V148H18ZM17 149V150H18ZM20 149H21V146H20ZM22 149H23V146H22ZM40 149V148H39ZM42 149V148H41ZM62 149V148H61ZM137 149V150H138ZM141 149H142V147H141ZM150 149V148H149ZM149 149L147 150L148 152H149ZM153 149V148H152ZM155 149H156V146H155ZM192 149V148H191ZM208 149V148H207ZM207 149H206V151H207ZM211 149V148H210ZM216 149H217V147H216ZM258 149V150H257ZM5 150V151H6ZM67 150H69V149H67ZM131 150V149H130ZM129 150V151H130ZM136 150V158L138 159V163L139 162H142L141 163V165H140V167H141V169L142 170H144V171H148L149 169H153L152 170V172H153V175H156V176H164L165 174H167V176L168 177H171V179L174 177V179L175 178H177V181L176 182H178L179 181V183H177L178 185H180V184H182V182H181V180H179V177L177 176V173L176 172H170V169L169 170H167V171H164L163 170V168H158L156 165H154V161L151 159V158H153V157H151V156H149V157H151L150 159L147 157V154L149 155V153L151 152V150H150V152L149 153H145V149H144V152H142V151H137ZM143 150V149H142ZM160 150V149H159ZM165 150V149H164ZM194 150V149H193ZM205 150V149H204ZM222 150V149H221ZM43 151V150H42ZM47 151V150H46ZM146 151V152H147ZM190 151V150H189ZM217 151V150H216ZM36 152H38L37 150H36ZM49 152V151H48ZM60 152V151H59ZM68 152V151H67ZM135 152V151H134ZM153 152V151H152ZM155 152V151H154ZM154 152H153V154H154ZM169 152H170V150H169ZM204 152V151H203ZM41 153V152H40ZM43 153H44V151H43ZM55 153V152H54ZM63 153V152H62ZM69 153H72V152H70L69 151ZM69 153H67V154H69ZM132 153V152H131ZM162 153V152H161ZM175 153H176V151H175ZM206 153H208V152H206ZM210 153V152H209ZM219 153V152H218ZM35 154V153H34ZM48 154H50V153H48ZM51 154H53V152L51 153ZM50 154V155H51ZM57 154V153H56ZM59 154V153H58ZM72 154H74V153H72ZM202 154V153H201ZM17 155H19V154H17ZM47 155V154H46ZM55 155V154H54ZM61 155V154H60ZM63 155V154H62ZM150 155H152V154H150ZM189 155H190V153H189ZM198 155V154H197ZM45 156V155H44ZM51 156H53V155H51ZM50 156V157H51ZM66 156V155H65ZM71 156H73V155H71ZM153 156V155H152ZM159 156V155H158ZM157 156V157H158ZM161 156H162V154H161ZM195 156V155H194ZM216 156V155H215ZM247 156V157H248ZM48 157H49V155H48ZM56 157V156H55ZM189 157V156H188ZM198 157V156H197ZM203 157V156H202ZM205 157V156H204ZM30 158V157H29ZM32 158V157H31ZM33 158H34V156H33ZM42 158H45V157H42ZM57 158V157H56ZM154 158H155V156H154ZM168 158V157H167ZM173 158V157H172ZM191 158V157H190ZM39 159V158H38ZM51 159V158H50ZM54 159V158H53ZM58 159V158H57ZM57 159H55V160H57ZM60 159V158H59ZM108 159V158H107ZM166 159V158H165ZM169 159V158H168ZM186 159H187V156H186ZM202 160V159H201ZM255 160V159H254ZM53 160H51V162H52ZM66 161V160H65ZM69 161V160H68ZM67 161V162H68ZM105 161V160H104ZM156 161V160H155ZM164 161V160H163ZM232 161H234V165L232 166V167H230V168H228L230 165H231V162ZM257 161V160H256ZM263 161V160H262ZM60 162V161H59ZM62 162H64V161H62ZM71 162V161H70ZM69 162V163H70ZM108 162V161H107ZM110 162H112V161H110ZM137 162V161H136ZM161 162H162V160H161ZM180 162H182V160L180 161ZM197 162V161H196ZM211 162V163H210ZM253 162V161H252ZM40 163H41V161H40ZM95 163H97V162H95ZM156 163V162H155ZM168 163V162H167ZM202 163V164H201ZM53 164V163H52ZM64 164V163H63ZM66 164V163H65ZM68 164V163H67ZM88 164V163H87ZM111 164V163H110ZM112 164H114V163H112ZM162 164V163H161ZM172 164V163H171ZM181 164V163H180ZM186 164V163H185ZM263 164V163H262ZM54 165V164H53ZM52 165V166H53ZM55 165H56V167L58 166L59 167V169H57V170H60V175H61V180H62V178H64V169L65 168H63L62 166H61V164H59L58 163V161H56L55 162ZM104 165V164H103ZM176 165V164H175ZM183 165V164H182ZM255 165V164H254ZM260 165V164H259ZM82 166V165H81ZM85 166V165H84ZM94 166H96V165H94ZM151 166H153V168H151ZM173 166V165H172ZM178 166H179V164H178ZM253 166V165H252ZM55 167V168H56ZM113 167H114V165H113ZM116 167V166H115ZM160 167V166H159ZM168 167H169V165H168ZM168 167H166V168H168ZM182 167V166H181ZM53 168V167H52ZM81 168V167H80ZM189 168V167H188ZM258 168V167H257ZM54 169V168H53ZM79 169V168H78ZM77 169V170H78ZM89 169V170H88ZM104 169V168H103ZM130 169H131V167H130ZM184 169V168H183ZM187 169V168H186ZM256 169V168H255ZM259 169V168H258ZM51 170V169H50ZM75 170V169H74ZM80 170V169H79ZM82 170V169H81ZM101 170V169H100ZM99 169H97V168H92V167H87V169L86 170H84L83 172H82V176L83 177H81L80 175H78L79 177H77L76 178V180L79 178V181H77V183H78V186H79V191H80V193H84L85 194V196H84V194H83V199L86 197V195L87 196H89L90 198H92L93 200H95V201H97V204L99 205V207L98 206H96V207H98L99 209L98 210H100V208H101V206H104V202L106 201L107 202V206H106V208H112L113 210H114V215L116 216V217H118V218H120V219H122V221H123V223L124 224H128V225H131L132 227V230H134V229H138V226L140 225V224H142V223H145L146 221H147V212L150 210V205L148 206V203L147 202H149V201H147V202H144L142 199H141V196L136 192V191H131L130 192V186L132 185H128L127 184V181H125V179H122V177H120L119 176V174L118 173H115V172H113L112 170V172H111V174L110 175H112V179H114V180H111V181H114L115 182V179H121V183H119L118 181V185H116V186H118V188L120 189V190H122V192L121 191H119V190H117L116 189V191H111V192H109V189H108V192H109V194H111L112 196L111 197H108V195L107 194H102V192H101V184L99 185V183L98 182H96V177H99L98 176V174L99 173H101V171H100ZM128 170V169H127ZM166 170V169H165ZM175 170V169H174ZM180 170V169H179ZM242 170V169H241ZM52 171V170H51ZM71 171V170H70ZM173 171V170H172ZM251 171V170H250ZM258 171V170H257ZM55 172H57V171H55ZM59 172V171H58ZM57 172V173H58ZM73 172V171H72ZM102 172H103V170H102ZM120 172H121V170H120ZM136 172V171H135ZM183 172V171H182ZM181 172V173H182ZM185 172H187V171H185ZM184 172V173H185ZM190 172V171H189ZM238 172V171H237ZM49 173V172H48ZM77 173V172H76ZM83 173L85 174L86 173V175H83ZM123 173V172H122ZM125 173V172H124ZM183 173V174H184ZM52 174V173H51ZM56 174V173H55ZM75 174V173H74ZM144 174V173H143ZM146 174V173H145ZM191 174V173H190ZM196 174V173H195ZM234 174V179H233V183H230L231 181H229L228 180V176H230V175H233ZM58 175H59V173H58ZM58 175H56V176H58ZM67 175V174H66ZM181 175V174H180ZM205 175H212V176H214V178L212 177L211 179L212 180H210V179H207V178H205L206 176ZM242 175V174H241ZM55 176V177H56ZM88 176H90L91 177V179L93 180V181H91L89 178V180L91 181V182H93V185H94V187L91 185V184H89V183H86V180H85V177H88ZM102 176V175H101ZM123 176V175H122ZM128 176V175H127ZM182 176V175H181ZM204 176V177H203ZM16 177V176H15ZM51 177V176H50ZM75 177V176H74ZM107 177V176H106ZM136 177H138V176H136ZM242 177V176H241ZM259 177V176H258ZM53 178V177H52ZM58 178V177H57ZM140 178V177H139ZM144 178V177H143ZM16 179V178H15ZM56 179V178H55ZM55 179H53V180H55ZM73 179V178H72ZM95 179V180H94ZM127 179H129V178H127ZM133 179V178H132ZM131 179V180H132ZM173 179V180H174ZM214 179V180H213ZM50 180H52V179H50ZM57 180V179H56ZM64 180V179H63ZM68 180V179H67ZM69 180H71L70 178H69ZM89 180H88V182H89ZM99 180V179H98ZM107 180V179H106ZM183 180V179H182ZM254 180V181H255ZM30 181V180H29ZM28 181V182H29ZM34 181V180H33ZM73 181V180H72ZM75 181V180H74ZM136 181V180H135ZM209 181H212V182H209ZM69 182V181H68ZM67 182V183H68ZM110 182V181H109ZM109 182H107L108 184H109ZM151 182V181H150ZM155 182V181H154ZM167 182V181H166ZM173 182V181H172ZM250 182H252V181H250ZM73 183V182H72ZM105 183V182H104ZM116 183V182H115ZM130 183V182H129ZM161 183V182H160ZM22 184V183H21ZM29 184V183H28ZM33 184V183H32ZM45 184H46V182H45ZM49 184H51V183H49ZM48 184V185H49ZM62 184V183H61ZM174 184H176V183H174ZM176 184V185H177ZM202 184L204 185V186H207V185H212L211 187L212 188H214L215 189V191H216V188L218 187V186H220V187H222L221 189L223 190V192H224V194H220L218 197H214L213 196V194H212V192H205V193H201V196L198 194V192H197V190H198V188L200 187V186H202ZM23 185V184H22ZM47 185V186H48ZM64 185V184H63ZM102 185H103V183H102ZM105 185H107L106 183H105ZM104 185V186H105ZM142 185V184H141ZM148 185V184H147ZM157 185V184H156ZM26 186H28V185H26ZM43 186V185H42ZM50 186H52L53 187V184L52 185H50ZM76 186V185H75ZM107 186H109V185H107ZM152 186V185H151ZM150 186V187H151ZM1 187V186H0ZM31 187V186H30ZM41 186H39V188H40ZM60 187V186H59ZM135 187V186H134ZM143 187V186H142ZM156 187V186H155ZM158 187V186H157ZM28 188V187H27ZM62 188V187H61ZM64 188V187H63ZM72 188V187H71ZM77 188V187H76ZM112 189H114L115 190V186L114 187H111ZM146 188V187H145ZM162 188V187H161ZM202 188V187H201ZM23 189V188H22ZM22 189H21V191H22ZM41 189V188H40ZM48 189V188H47ZM59 189V188H58ZM73 189V188H72ZM75 189V188H74ZM107 189V188H106ZM208 189V188H207ZM210 189V188H209ZM17 190V189H16ZM31 190V189H30ZM45 190V189H44ZM43 189H42V191H44ZM51 190V189H50ZM65 190V189H64ZM66 190H67V188H66ZM65 190V191H66ZM111 190V189H110ZM131 190H132V188H131ZM133 190H134V188H133ZM143 190V189H142ZM145 190V189H144ZM200 190V189H199ZM20 191V190H19ZM41 191V190H40ZM46 191V190H45ZM69 191V190H68ZM72 191V190H71ZM74 191H76V190H74ZM141 191V190H140ZM146 191V190H145ZM2 192H4V191H2ZM2 192H0V193H2ZM28 192H29V190H28ZM39 192V191H38ZM67 192V191H66ZM149 192V191H148ZM152 192V191H151ZM156 192V191H155ZM174 192V191H173ZM197 192V193H196ZM222 192V193H223ZM14 192H12V194H13ZM30 193H32V192H30ZM48 193H50V192H48ZM56 193V192H55ZM72 193H74V192H72ZM103 193H104V191H103ZM129 196V197H127V198H125V196H126V194ZM157 193V192H156ZM175 193V192H174ZM180 193V192H179ZM214 193V192H213ZM9 194V193H8ZM26 194V193H25ZM24 194V195H25ZM39 194V193H38ZM44 194V193H43ZM68 194V193H67ZM143 194H144V192H143ZM146 194V193H145ZM1 195V194H0ZM4 195H6V194H4ZM18 195V194H17ZM17 195H16V197H17ZM21 195V194H20ZM19 195V196H20ZM27 195H28V193H27ZM80 195V194H79ZM157 195V194H156ZM13 196V195H12ZM23 196V195H22ZM30 197H33V196H31V195H29ZM39 196V195H38ZM46 196H48L47 194H46ZM52 196V195H51ZM57 196V195H56ZM80 196H82V195H80ZM198 196H200L201 197V199H202V202H199L198 201ZM21 197V196H20ZM41 197V196H40ZM65 197V196H64ZM73 196H71V198H72ZM161 197V196H160ZM174 197V196H173ZM199 197V198H200ZM2 198V197H1ZM12 198V197H11ZM19 198V197H18ZM42 198H44V197H42ZM48 198V197H47ZM61 198V197H60ZM70 198V197H69ZM87 198V197H86ZM5 199H7V198H5ZM10 199V198H9ZM14 199V198H13ZM17 199V198H16ZM24 199V198H23ZM28 199V198H27ZM26 199V200H27ZM37 199V198H36ZM66 199V198H65ZM80 199V198H79ZM178 199V198H177ZM180 199H182V198H180ZM2 200H4V199H2ZM15 200V199H14ZM25 200V201H26ZM30 200V199H29ZM46 200V199H45ZM45 200H43V202L45 201ZM48 200V199H47ZM46 200V201H47ZM55 200V199H54ZM62 200V199H61ZM60 199H59V202L61 201ZM144 200H145V198H144ZM163 200V199H162ZM167 200V199H166ZM228 200H230L231 201V203H229L228 202ZM8 201V200H7ZM17 201V200H16ZM31 201H34V198L31 200ZM36 202L38 201V200H35ZM63 201H65V200H63ZM62 201V202H63ZM69 202L70 201V199H68V200H66L65 202ZM79 201V200H78ZM146 201V200H145ZM169 201V200H168ZM180 201V200H179ZM183 201V200H182ZM254 201H257V202H259V201H261V203H257V204H252V202H254ZM5 202V201H4ZM27 202V201H26ZM35 202V203H36ZM39 202V201H38ZM61 202V203H62ZM71 202H72V200H71ZM75 202V201H74ZM73 202V203H74ZM159 202V201H158ZM3 203V202H2ZM20 203V202H19ZM31 203V202H30ZM34 203V204H35ZM77 203V202H76ZM79 203V202H78ZM77 203V205H80V206H82L83 207V203L82 204H78ZM86 203V202H85ZM5 204V203H4ZM4 204H2L1 206H4ZM9 204H11L10 202H9ZM8 204V205H9ZM18 204V203H17ZM59 204V203H58ZM69 204H71L70 202L68 203V205ZM88 204V203H87ZM154 204V203H153ZM170 204V203H169ZM176 204V203H175ZM205 204V206H203ZM22 206H14V205H12V206H14L15 207V209H14V212H15V214H16V212H17V214H16V216L17 217H15V218H13V221H14V219L15 220H20L21 221V217H22V219H23V217H26L27 216V220H28V225L30 226L31 225V227L33 228L36 224H34L35 223V221H37L38 219H37V212H36V210H38L37 208L36 209H34L35 210V212L37 213L36 214V216L34 215V211H31L30 209H28L26 206H23V204H21ZM38 205V204H37ZM62 206H63V204H61ZM60 205V206H61ZM67 205V206H68ZM162 205V204H161ZM7 206V205H6ZM10 206V205H9ZM8 206V207H9ZM33 206V205H32ZM54 206V205H53ZM57 206V205H56ZM59 206V205H58ZM61 206V207H62ZM71 206V205H70ZM72 206H75V205H73L72 204ZM89 206V205H88ZM91 206V205H90ZM153 206V205H152ZM169 206V205H168ZM182 206V205H181ZM7 207V208H8ZM13 207V208H14ZM36 207V206H35ZM34 207V208H35ZM41 207V206H40ZM45 207H46V205H45ZM44 207V208H45ZM64 207H66V206H64ZM92 207V206H91ZM95 206H94V208L95 209H97ZM161 207V206H160ZM170 207H171V205H170ZM183 207V206H182ZM208 207V208H207ZM5 208V207H4ZM13 208H12V210H13ZM43 208V207H42ZM58 208V207H57ZM60 208V207H59ZM66 208H69V206L68 207H66ZM72 208V207H71ZM75 208V207H74ZM80 208V207H79ZM84 208V210L86 209V211H87V208H85V207H83ZM92 209V213H91V215L93 216L94 214H95V212H98V211H96L95 209ZM184 208V207H183ZM6 209V208H5ZM55 209V208H54ZM53 209V210H54ZM65 209V208H64ZM64 209L62 210V211H64ZM78 209V208H77ZM76 209V210H77ZM80 209H82V208H80ZM154 209V208H153ZM167 209V208H166ZM169 209V208H168ZM172 209V208H171ZM180 209V208H179ZM189 209V208H188ZM219 209V208H218ZM217 209V210H218ZM219 209V210H220ZM9 210V209H8ZM11 210V211H12ZM40 210H41V208H40ZM49 210V209H48ZM74 210V209H73ZM72 210V211H73ZM163 210V209H162ZM178 210V209H177ZM190 210V209H189ZM195 210V209H194ZM220 210V211H221ZM0 211H2L1 209H0ZM7 211V210H6ZM45 211V210H44ZM60 211V210H59ZM69 211H71V209L69 210ZM75 211V210H74ZM83 211V210H82ZM104 211V210H103ZM107 211V210H106ZM110 211V210H109ZM152 211V210H151ZM155 211V210H154ZM183 211V210H182ZM13 212V211H12ZM34 212V213H33ZM39 212V211H38ZM42 212H43V210H42ZM45 212H47V211H45ZM44 212V213H45ZM61 212V211H60ZM85 212V211H84ZM88 212V211H87ZM87 212H85V214L87 213ZM89 212H90V210H89ZM113 212V211H112ZM162 212V211H161ZM190 212V211H189ZM195 212V211H194ZM10 213V210H9V212H8V214ZM23 213H25V215H23ZM43 213V214H44ZM52 213V212H51ZM56 213V212H55ZM62 213V212H61ZM74 213V212H73ZM80 213V215H81V211L79 212ZM99 213V212H98ZM97 213V214H98ZM103 213V212H102ZM155 213H156V211H155ZM160 213V212H159ZM168 213V212H167ZM204 213V212H203ZM207 213V212H206ZM215 213V212H214ZM1 214V213H0ZM7 214V213H6ZM11 214V213H10ZM42 214V213H41ZM49 214V213H48ZM54 214V213H53ZM63 214H65V212L63 213ZM76 214H77V212H76ZM84 214V215H85ZM97 214H96V216H97ZM106 214V213H105ZM152 214V213H151ZM154 214V213H153ZM164 214V213H163ZM172 214H174V213H172ZM177 214V213H176ZM189 214V213H188ZM12 215H14V213L13 214H11V216ZM23 215V216H22ZM50 215V214H49ZM55 215V214H54ZM54 215H53V217H54ZM67 214H65V216H66ZM75 215V214H74ZM99 215V214H98ZM159 215V214H158ZM220 215V214H219ZM9 216V215H8ZM10 216V217H11ZM56 216V215H55ZM64 216V215H63ZM87 216V215H86ZM85 216V217H86ZM103 216V215H102ZM173 216V215H172ZM187 216H189V215H187ZM216 216V215H215ZM249 216H252V218H250ZM95 217V216H94ZM104 217V216H103ZM152 217V216H151ZM171 217V216H170ZM199 217V216H198ZM217 217V216H216ZM6 218H8V217H6ZM36 218V219H35ZM40 218H41V216H40ZM55 218V217H54ZM57 218V217H56ZM87 218V217H86ZM85 218V219H86ZM105 218H107V217H105ZM104 218V219H105ZM167 218V217H166ZM165 218V219H166ZM1 219H3V218H1ZM0 219V220H1ZM11 219V218H10ZM89 219V218H88ZM90 219H95V218H93V217H91ZM120 219H119V221H120ZM155 219H157V218H155ZM171 219V218H170ZM181 219V218H180ZM195 219H196V217H192L191 216V218L189 219L191 222H194L195 221ZM253 219V220H252ZM41 219H39V221H40ZM50 220H53L52 218L50 219ZM107 220V219H106ZM109 220V219H108ZM164 220V219H163ZM4 221V220H3ZM2 221V222H3ZM9 221V220H8ZM23 221V220H22ZM48 221V220H47ZM89 221V220H88ZM197 221V220H196ZM15 222H17V221H15ZM19 222V221H18ZM24 222V221H23ZM27 222V221H26ZM108 222V221H107ZM118 222V221H117ZM190 222V223H191ZM1 223V222H0ZM4 223V222H3ZM8 223V222H7ZM22 223V222H21ZM20 223V224H21ZM38 223V222H37ZM51 223V222H50ZM87 223V222H86ZM95 223V222H94ZM199 223H201V222H199ZM213 223V222H212ZM211 223V224H212ZM225 223L227 224V225H225ZM235 223H237L238 225H236ZM14 225H15V228H16V225H17V223H13ZM40 224H42L41 223V221H40ZM45 224V223H44ZM47 224V223H46ZM52 224H54V223H52ZM88 224V223H87ZM90 224V223H89ZM109 224V223H108ZM183 224V223H182ZM189 224V223H188ZM216 224H217V222H216ZM3 225V224H2ZM1 225V226H2ZM19 225V224H18ZM27 225V226H28ZM76 225V224H75ZM95 225V224H94ZM110 225V224H109ZM115 225V224H114ZM127 225V226H128ZM170 225V224H169ZM194 225V224H193ZM197 225V224H196ZM200 225V224H199ZM215 225V224H214ZM4 226V225H3ZM7 226V225H6ZM9 226V225H8ZM20 226H22V225H20ZM40 226V225H39ZM44 226V225H43ZM50 226V225H49ZM48 226V227H49ZM79 226V225H78ZM88 226V225H87ZM207 226V227H206ZM24 227V226H23ZM37 227V226H36ZM42 227V226H41ZM46 227V226H45ZM52 227V226H51ZM51 227L49 228V229H51ZM80 227V226H79ZM98 227V226H97ZM181 227V226H180ZM179 227V228H180ZM7 228V227H6ZM22 227H20L18 230L20 231V229H21ZM35 228V227H34ZM43 228V227H42ZM55 228V227H54ZM144 228V227H143ZM208 228V229H207ZM2 229V228H1ZM26 229V228H25ZM28 229V228H27ZM31 229V228H30ZM38 229H39V227H38ZM44 229V228H43ZM48 229V228H47ZM57 229V228H56ZM59 229V228H58ZM87 229H89V228H87ZM93 229V228H92ZM91 229V230H92ZM95 229V228H94ZM93 229V230H94ZM97 229V228H96ZM112 229V228H111ZM110 229V230H111ZM122 229V228H121ZM187 229V228H186ZM4 230H6V229H4ZM8 230V229H7ZM17 230V231H18ZM55 230V229H54ZM168 230V229H167ZM182 230V229H181ZM188 230V232L190 233V234H192V235H194L196 232L197 233H199V234H202V231H199V230H196V231H194L191 227L189 228V229H187ZM186 230V231H187ZM25 231V230H24ZM28 231H29V229H28ZM27 231V232H28ZM36 231H37V229H36ZM57 231V230H56ZM59 231V230H58ZM96 231V230H95ZM94 231V232H95ZM98 231V230H97ZM116 231V230H115ZM115 231H114V233H115ZM162 231V230H161ZM160 231V232H161ZM169 231H171V230H169ZM34 232L35 231H33V235H35L34 234ZM39 232V231H38ZM45 232V231H44ZM50 232H52V229H51V231ZM173 232V231H172ZM1 233V232H0ZM18 233H20V232H18ZM32 233V232H31ZM36 233V232H35ZM43 233V232H42ZM49 233V232H48ZM48 233H44V234H48ZM53 233H55V237H60V236H56V232L54 231ZM91 233V232H90ZM97 233V232H96ZM95 233V234H96ZM162 233V232H161ZM166 233H168V232H166ZM178 233V232H177ZM185 233V232H184ZM29 234V233H28ZM13 232L12 231H10V232H4V234L2 235V237H1V241H0V245H2L4 242H7L8 244H9V241L10 242H12L13 244H15L16 246H18V248H22L23 247V243L24 242H22L23 240L22 239H16V238H13ZM32 235V234H31ZM33 235H32V239H33ZM51 235L52 234H50V236L49 237H51ZM59 235H60V233H59ZM171 235V234H170ZM203 235H204V233H203ZM15 236V235H14ZM16 236H18V235H16ZM29 236H30V234H29ZM36 236V235H35ZM39 236V235H38ZM43 235H41V237H42ZM47 236V235H46ZM117 236V235H116ZM21 237V236H20ZM31 237V236H30ZM37 237V236H36ZM53 237V236H52ZM115 237V236H114ZM43 238V237H42ZM48 237H46V238H44V239H47ZM110 238V237H109ZM16 239V240H15ZM26 239H27V237H26ZM29 239V238H28ZM34 239H36V238H34ZM52 239H54V238H52ZM115 239V238H114ZM227 239V241H229V246H231V248H228V249H215V250H211L210 248H209V246L208 245H210L211 244V241L212 242H214L215 240H217V241H219V242H222L223 240H226ZM22 240V241H21ZM42 240V239H41ZM47 240H49V239H47ZM51 240V239H50ZM54 240H56V239H54ZM53 240V241H54ZM59 240H60V238H59ZM113 240V239H112ZM111 240V241H112ZM247 240V239H246ZM32 242H34V240H31ZM36 241H39V240H36ZM35 241V242H36ZM103 241V240H102ZM50 242V241H49ZM52 242V241H51ZM50 242V243H51ZM55 242H57V241H55ZM245 242V241H244ZM38 243V242H37ZM40 243V242H39ZM249 243V244H250ZM27 244H29V241H28V243ZM42 244V243H41ZM177 244V243H176ZM35 245V244H34ZM259 245H261V244H259ZM3 246V245H2ZM8 246V245H7ZM41 246V245H40ZM107 246H109V245H107ZM11 247V246H10ZM42 247V246H41ZM40 247V248H41ZM44 247L46 248V246L44 245ZM233 247V248H232ZM257 247V246H256ZM5 248V247H4ZM7 248V247H6ZM12 248V247H11ZM9 249V248H8ZM49 249V248H48ZM25 250H26V248H25ZM42 250V249H41ZM46 250H47V248H46ZM50 250V249H49ZM16 251V250H15ZM14 251V253H16ZM66 251V250H65ZM174 251H176V250H174ZM254 251V250H253ZM3 252V251H2ZM11 252V251H10ZM25 252V251H24ZM24 252H21V250L18 252V255L19 256H14V255H11V254H9V255H6L7 257H5V259H3L4 258V256L2 257H0V264H25V262L23 263V259H25V257L23 256L24 255ZM26 252H28V251H26ZM53 251L51 250L49 253H52ZM71 252V251H70ZM3 253H5V252H3ZM7 253H9V252H7ZM13 253V254H14ZM48 252L47 251H44V250H42V264H55V263H57V262H55L54 263V261H53V258L52 257H54V255H52V254H47ZM56 253V252H55ZM65 253V252H64ZM54 254V253H53ZM59 254H61V253H59ZM0 255H2V254H0ZM4 255V254H3ZM41 255V254H40ZM50 255V256H49ZM56 255V254H55ZM67 255H69L68 253H67ZM253 255V254H252ZM58 256V255H57ZM60 256V255H59ZM63 256H65V255H63ZM41 257V256H40ZM65 257H67V256H65ZM70 257V256H69ZM207 257V256H206ZM55 258V257H54ZM57 258V257H56ZM59 258V261L61 260V262H64L62 259H60V257H58ZM61 258H62V256H61ZM72 258V257H71ZM29 259V258H28ZM65 259V258H64ZM205 260H206V258H204ZM39 260V259H38ZM37 260V261H38ZM55 260V259H54ZM28 261V260H27ZM211 261V260H210ZM31 262V261H30ZM60 262V263H61ZM202 262V261H201ZM209 262V261H208ZM206 263V262H205ZM29 264V263H28ZM63 264H66V263H63Z\"/></svg>", "mask_w": 264, "mask_h": 264}]
</instances>
